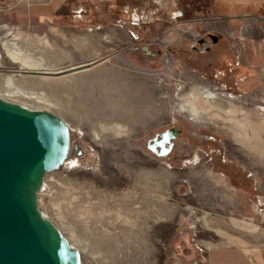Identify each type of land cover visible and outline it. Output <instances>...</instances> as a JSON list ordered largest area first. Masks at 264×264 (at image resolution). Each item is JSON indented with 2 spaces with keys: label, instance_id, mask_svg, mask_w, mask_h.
Returning a JSON list of instances; mask_svg holds the SVG:
<instances>
[{
  "label": "rangeland",
  "instance_id": "obj_1",
  "mask_svg": "<svg viewBox=\"0 0 264 264\" xmlns=\"http://www.w3.org/2000/svg\"><path fill=\"white\" fill-rule=\"evenodd\" d=\"M123 1L124 17H79L78 8L50 21L0 0V97L52 112L71 129L69 159L46 175L40 211L79 249L82 264H196L207 257L206 246L241 247L253 264H264V6ZM135 15L149 17L136 25ZM208 32L225 40L200 53L196 42ZM146 47L163 52L149 57ZM57 50L70 61L34 69L11 57L21 51L37 61L47 53L63 58ZM74 66L87 69L59 77L22 73ZM101 72L118 74L137 95L96 93L92 111L100 117H91L88 94L78 86ZM8 79L22 93L5 88ZM199 88L219 100L189 99ZM154 104L159 112L150 118L109 116L111 109L144 113L139 110ZM185 105L198 118L183 113ZM169 129L180 136L172 156L162 158L147 145ZM205 219L219 228H208Z\"/></svg>",
  "mask_w": 264,
  "mask_h": 264
},
{
  "label": "water",
  "instance_id": "obj_2",
  "mask_svg": "<svg viewBox=\"0 0 264 264\" xmlns=\"http://www.w3.org/2000/svg\"><path fill=\"white\" fill-rule=\"evenodd\" d=\"M85 69L75 66L58 73ZM22 73L59 77L27 69ZM179 135V130L169 129L148 147L166 158ZM70 152L71 129L63 118L0 97V264H82L79 249L39 207L46 175L65 166Z\"/></svg>",
  "mask_w": 264,
  "mask_h": 264
},
{
  "label": "crops",
  "instance_id": "obj_3",
  "mask_svg": "<svg viewBox=\"0 0 264 264\" xmlns=\"http://www.w3.org/2000/svg\"><path fill=\"white\" fill-rule=\"evenodd\" d=\"M215 5L220 6L226 9H239L246 10L251 9L257 6H264V0H210ZM127 3H124L123 0H11L9 10H18L25 14L26 17H37L41 20H54L56 17H70V14L77 10L78 8L85 9L86 17H124L122 14L123 9L126 7ZM69 33H72L69 31ZM73 37L76 36V32L73 31ZM172 36L168 37V41L172 42ZM85 50V48H83ZM86 51V50H85ZM84 51V52H85ZM58 53L63 55L62 62H69L70 58L63 50H57ZM69 54V53H68ZM104 62L98 63L94 65L95 67H99V65ZM75 67V66H74ZM87 69V68H86ZM104 74V75H103ZM108 72H101L97 76V79H81L79 88L83 89V91L88 94L86 96V100L90 102L88 104L89 116L91 117H100L96 116L97 107L94 108L92 106L94 97L96 93H101L102 96L106 97H115L119 95L125 99H132L136 97L137 90L132 87V85L128 82H125V79H122L118 76L115 78V74L107 75ZM105 77L106 84L101 82V77ZM93 83V84H92ZM99 86L100 90L93 91V89H89L90 86L93 85ZM76 85H68L67 89L75 87ZM88 92V93H87ZM91 92V95L90 93ZM99 93V94H100ZM90 95V96H89ZM107 105L109 108H114L112 104H110L111 99H107ZM147 107H142L139 111L144 113H133V111L129 108L123 110V113H118V109H111L113 113H110L109 116H115L111 118L123 119V120H131L132 118H143V117H153L159 112L158 106L156 104L153 107L148 109ZM138 111V112H139ZM146 111V112H145ZM102 118V117H101ZM205 217V216H204ZM203 217V218H204ZM202 218V219H203ZM209 218V217H208ZM211 219V218H210ZM207 221L205 219V223H207V227L215 230L218 229L220 225L215 223L214 221ZM231 244V243H230ZM234 244V243H233ZM208 250L207 257H204V260H196V264H253V261L249 258L246 251L241 247L235 246H220V247H212L206 246Z\"/></svg>",
  "mask_w": 264,
  "mask_h": 264
},
{
  "label": "bare ground",
  "instance_id": "obj_4",
  "mask_svg": "<svg viewBox=\"0 0 264 264\" xmlns=\"http://www.w3.org/2000/svg\"><path fill=\"white\" fill-rule=\"evenodd\" d=\"M140 25V24H139ZM11 57L12 59L19 65H22V66H27V67H31V68H34V69H39V68H42V67H45V61L46 62H49L51 63V65L55 64V63H58L60 62L62 59V56L61 55H58V54H55V53H47L45 57V59H42V61H37L36 59H33L31 56H29V54L27 53H24V52H21V51H13L11 53ZM44 60V61H43ZM92 64H97L96 62L92 63ZM82 68V67H81ZM85 68V67H84ZM87 68V67H86ZM71 69V68H69ZM68 69V71H70ZM86 70V69H85ZM81 72V71H80ZM79 73V72H78ZM76 74V73H74ZM55 75H58L59 76V73H55ZM67 75V74H66ZM69 75V74H68ZM28 84V83H27ZM28 85H30L31 87V90H37V88H45V87H42L40 84H35V83H29ZM5 88H11V89H16V91L18 93H22L19 89H17L14 84H13V81L12 79H8L6 82H5ZM88 93V92H87ZM90 95H91V92H90ZM31 99H34L35 96H30ZM194 99V100H203L201 101V103H213V102H216L219 100V97L212 93L210 90H205V89H200L199 88V91L197 93H193L189 99ZM187 99V98H186ZM189 101V100H187ZM205 106V105H204ZM202 109H205V108H202ZM200 110V109H199ZM207 110V109H205ZM181 111L183 113H188L190 114L191 116H193V118H198V113L192 109H189L188 107L183 106L181 108ZM209 111V110H208ZM207 112V111H206ZM204 113V112H203ZM201 118V115H200V112H199V119ZM180 136V135H179ZM179 139V138H178Z\"/></svg>",
  "mask_w": 264,
  "mask_h": 264
},
{
  "label": "flooded vegetation",
  "instance_id": "obj_5",
  "mask_svg": "<svg viewBox=\"0 0 264 264\" xmlns=\"http://www.w3.org/2000/svg\"><path fill=\"white\" fill-rule=\"evenodd\" d=\"M224 40H225V36L224 35H221V34L217 35V34H214L212 32H208L207 34H204V35L200 36V38L197 40L196 43L198 44V48H199V52L200 53H209L214 48L220 46ZM196 45L192 46V49L194 51H196L198 49L196 47ZM139 49H140V47L137 50H139ZM143 51H145L146 55H148L149 57L156 56V54L159 55V54H161L163 52L162 50H156V49L152 50V49H148L147 47L143 48ZM151 144H154V141H151ZM147 147H148V145H147ZM166 147L168 148L169 146L167 145ZM175 148H176V143H175L174 147L171 149L169 155L166 158L172 156V154L174 153ZM148 149H150V148L148 147ZM150 150L153 152V154L159 156L157 153H155V151H153L152 149H150ZM156 151L158 153H160L162 151V149L157 147Z\"/></svg>",
  "mask_w": 264,
  "mask_h": 264
},
{
  "label": "built area",
  "instance_id": "obj_6",
  "mask_svg": "<svg viewBox=\"0 0 264 264\" xmlns=\"http://www.w3.org/2000/svg\"><path fill=\"white\" fill-rule=\"evenodd\" d=\"M83 13H85V9H79L78 11H77V14H78V16L80 17ZM134 17H137V18H135L134 19V23L136 24V25H139L140 23H142V24H145V21H144V18H139V17H149V16H144V15H135Z\"/></svg>",
  "mask_w": 264,
  "mask_h": 264
}]
</instances>
